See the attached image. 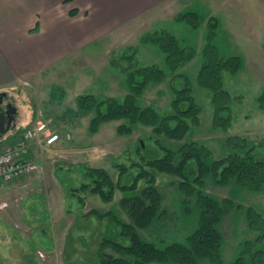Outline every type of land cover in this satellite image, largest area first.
I'll return each mask as SVG.
<instances>
[{"label":"rangeland","instance_id":"rangeland-1","mask_svg":"<svg viewBox=\"0 0 264 264\" xmlns=\"http://www.w3.org/2000/svg\"><path fill=\"white\" fill-rule=\"evenodd\" d=\"M185 11L199 13L198 27L174 19L177 13ZM210 16L219 20L210 41L220 54H240L244 64L237 72H224V88L231 97V121L226 128L214 124L211 93L194 80V94L201 112L193 136L211 150L213 157L224 153L223 142L229 134L244 135L249 142L264 145V100H259L264 93V0H162L32 80L21 79L19 84L0 87L18 112L16 126L0 137L1 149L11 143L15 129L18 134L32 124L37 112L59 121L60 127L71 135L39 147L37 155L46 163L37 173L46 176L37 186H28V190L8 198L5 183H0V264H91L104 238L129 243L107 217L89 211L93 208L100 212L114 210L125 221H130L120 205V198L135 192L117 189L110 201L82 192L85 196L82 203L61 185L59 175L74 177L77 184L81 178L78 166L89 165L108 169L117 180L119 169L114 162L130 165L138 158L139 142L147 156L161 155L162 150L150 139L152 127L149 125L138 123L131 133L119 134L117 125L125 120L112 119L102 121L99 130L92 132L89 120L93 113L80 109L77 97L95 93L100 97L111 95L121 99L127 91L123 67L128 59H124L123 52L131 46L135 50L133 58L139 63L165 66L166 53L158 43L141 40L142 35L157 30H167L175 34L180 43L196 48L195 57L180 69L191 75L204 58ZM170 77L162 83L149 84L139 97L140 104L153 105L162 113L170 112L173 97ZM46 121L51 123L49 119ZM164 142L174 145L173 140L164 138ZM132 172L126 174L124 180L128 181ZM173 179L170 174L157 172V185L164 194V213L142 230L146 238L161 247L173 240L185 242L199 220L192 199L176 187ZM145 185L146 181L140 180L138 191ZM206 191L216 198L230 196L244 206L234 209L222 224L223 257L230 262L239 255L244 240L256 235V231L248 227L245 209L253 205L263 211L264 192L234 184L216 185L209 178ZM108 250L113 252L111 248Z\"/></svg>","mask_w":264,"mask_h":264},{"label":"trees","instance_id":"trees-1","mask_svg":"<svg viewBox=\"0 0 264 264\" xmlns=\"http://www.w3.org/2000/svg\"><path fill=\"white\" fill-rule=\"evenodd\" d=\"M71 12L75 13V9ZM174 19L193 27L200 25L196 11L179 12ZM218 23L217 17H209L204 58L191 75L180 69L195 57L196 48L180 43L177 36L167 30H157L142 35L141 40L158 43L166 53L165 66L139 63L133 58L135 50L131 46L126 49L129 51L123 52L124 59H128L123 67L127 91L121 99L111 95L100 97L95 93L78 95L80 109L93 113L89 120L92 132L99 130L102 121L112 119L125 120L117 125L119 134L131 133L138 123L149 125L152 127L150 139L162 150L161 155L147 156L139 142L136 148L138 158L130 165L114 162L119 169L117 180L108 169L89 165L78 166L81 178L77 184L74 177L59 175L61 185L82 203L85 200L82 192L97 194L105 201L113 199L117 189L135 192L120 198V205L130 221H125L114 210L100 212L93 208L89 211L107 217L119 227V235L129 239V243L124 244L104 238L91 264H204L206 261L212 264H248V261L264 264V210L260 211L253 205L246 207L248 227L256 231V235L245 239L239 255L227 262L223 257L225 234L222 224L234 209H243L244 206L230 196L216 198L206 191L209 178L216 185L234 184L239 188L264 192V145L251 143L244 135L229 134L223 142L224 153L213 157L211 150L193 136L201 112V105L194 94V80L211 93L214 124L226 128L231 121V97L224 88V72H237L244 64L240 54H220L218 47L210 41ZM169 76L173 91L170 112L162 113L153 105L140 104L139 97L149 84L162 83ZM259 100H264V93ZM164 138L173 140L174 145L165 144ZM131 172V178L124 180L125 175ZM157 172L174 176L176 187L192 199L198 211V224L187 234L185 242L173 240L161 247L142 234L143 229L164 213V194L157 185ZM142 179L147 185L138 191ZM109 248L113 252H109Z\"/></svg>","mask_w":264,"mask_h":264},{"label":"crops","instance_id":"crops-1","mask_svg":"<svg viewBox=\"0 0 264 264\" xmlns=\"http://www.w3.org/2000/svg\"><path fill=\"white\" fill-rule=\"evenodd\" d=\"M161 1L0 0V87L19 84L21 79L32 80ZM38 119H49L52 129L62 135L69 133L59 121L41 112L34 115L31 125ZM23 131L17 134L15 129L11 141ZM42 144L40 138L31 140L30 156L44 166L46 162L37 155ZM44 176L34 173L6 183L5 195L12 198L28 186L35 187Z\"/></svg>","mask_w":264,"mask_h":264},{"label":"built area","instance_id":"built-area-1","mask_svg":"<svg viewBox=\"0 0 264 264\" xmlns=\"http://www.w3.org/2000/svg\"><path fill=\"white\" fill-rule=\"evenodd\" d=\"M39 137H42L44 142L49 145L57 141L60 134L54 131L47 121L43 120H39L27 128L15 142L0 150V182H8L41 169V166L29 156L30 141ZM40 254H42L41 251Z\"/></svg>","mask_w":264,"mask_h":264},{"label":"water","instance_id":"water-1","mask_svg":"<svg viewBox=\"0 0 264 264\" xmlns=\"http://www.w3.org/2000/svg\"><path fill=\"white\" fill-rule=\"evenodd\" d=\"M6 94L5 91L0 92V104L3 101V96ZM16 114L17 107L13 102L8 104V109H4L3 106L0 105V137L16 126Z\"/></svg>","mask_w":264,"mask_h":264},{"label":"flooded vegetation","instance_id":"flooded-vegetation-1","mask_svg":"<svg viewBox=\"0 0 264 264\" xmlns=\"http://www.w3.org/2000/svg\"><path fill=\"white\" fill-rule=\"evenodd\" d=\"M0 92H3V91L0 90ZM10 102H13V101L9 98L8 94H6L3 96V101L0 105H2L4 109H8V104Z\"/></svg>","mask_w":264,"mask_h":264}]
</instances>
